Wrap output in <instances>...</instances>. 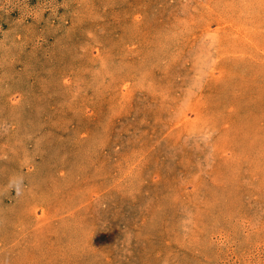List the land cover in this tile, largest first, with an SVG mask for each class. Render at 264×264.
<instances>
[{"label":"rangeland","instance_id":"374dc122","mask_svg":"<svg viewBox=\"0 0 264 264\" xmlns=\"http://www.w3.org/2000/svg\"><path fill=\"white\" fill-rule=\"evenodd\" d=\"M0 264H264V0H0Z\"/></svg>","mask_w":264,"mask_h":264}]
</instances>
